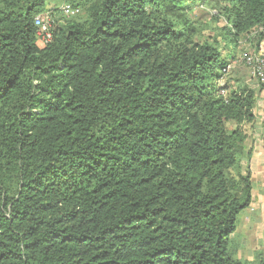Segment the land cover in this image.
Returning a JSON list of instances; mask_svg holds the SVG:
<instances>
[{
	"label": "trees",
	"instance_id": "trees-1",
	"mask_svg": "<svg viewBox=\"0 0 264 264\" xmlns=\"http://www.w3.org/2000/svg\"><path fill=\"white\" fill-rule=\"evenodd\" d=\"M49 1L0 0V264H264L230 250L254 92L220 86L195 0H69L40 46ZM224 1L226 40L264 29V0Z\"/></svg>",
	"mask_w": 264,
	"mask_h": 264
},
{
	"label": "rangeland",
	"instance_id": "rangeland-1",
	"mask_svg": "<svg viewBox=\"0 0 264 264\" xmlns=\"http://www.w3.org/2000/svg\"><path fill=\"white\" fill-rule=\"evenodd\" d=\"M68 1L50 0L46 6L56 8ZM218 6L228 7L224 0H211L206 4L195 0L184 11V17L195 28L196 41L218 43L221 58L228 63L219 81L220 86L227 85L228 90L246 89L254 92L255 121L252 124H242L247 134L245 148L250 150L251 156L248 160L243 157L241 161L242 173L248 167L251 174L252 202L238 216L236 230L231 236L230 250L236 258L255 263L257 256L264 258V85L253 76L244 57L257 55L258 49L264 44V29H253L238 36L236 43L229 42L224 36L227 28L231 27L230 19L227 12ZM234 126L231 122L227 123L229 129Z\"/></svg>",
	"mask_w": 264,
	"mask_h": 264
},
{
	"label": "built area",
	"instance_id": "built-area-1",
	"mask_svg": "<svg viewBox=\"0 0 264 264\" xmlns=\"http://www.w3.org/2000/svg\"><path fill=\"white\" fill-rule=\"evenodd\" d=\"M58 10L66 16L74 15L78 11V9L73 7L70 3H63ZM54 16L55 12L51 8H48L34 17V25L37 28V43L40 46L47 44L51 40V26L54 21ZM244 62L251 68L253 76H255L260 83L264 84V44L259 48L257 55L245 56ZM224 92V90H221V93Z\"/></svg>",
	"mask_w": 264,
	"mask_h": 264
}]
</instances>
